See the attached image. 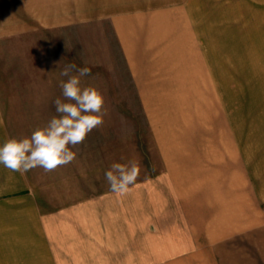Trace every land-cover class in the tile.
Here are the masks:
<instances>
[{
	"label": "rangeland",
	"instance_id": "374dc122",
	"mask_svg": "<svg viewBox=\"0 0 264 264\" xmlns=\"http://www.w3.org/2000/svg\"><path fill=\"white\" fill-rule=\"evenodd\" d=\"M204 3L215 11L213 0H0V117L11 138L57 115L53 101L63 100L60 73L69 64L90 68L82 86L105 99L104 124L73 149L72 163L27 172L66 264L165 262L202 240L196 218L185 216L188 164L206 161L203 148L218 145L217 117L264 112L252 105L253 91L220 82V66L247 60L227 56L251 48L245 39L236 47L206 41ZM202 117H216L206 122L211 139ZM129 160L141 174L117 196L104 173ZM193 252L195 264H213Z\"/></svg>",
	"mask_w": 264,
	"mask_h": 264
},
{
	"label": "crops",
	"instance_id": "0c3cea01",
	"mask_svg": "<svg viewBox=\"0 0 264 264\" xmlns=\"http://www.w3.org/2000/svg\"><path fill=\"white\" fill-rule=\"evenodd\" d=\"M213 2V13L211 4L203 5L206 41L212 35L214 41L233 42L236 47L245 39L251 48L226 55L247 60L241 66H220V82L234 90L253 91L257 101L252 105L264 107V0ZM238 116L217 117L218 145L203 148L206 161L193 158L188 164L185 216L196 218L202 240L187 245L191 252L186 250L181 258L175 254L153 264H195L196 250L213 257V264H264V112ZM211 118L216 117H202L203 136L209 139L206 122L210 127ZM9 138L0 117V145ZM33 199L28 173L0 164V264H66L54 251L50 226L44 225V213ZM176 211L172 217L180 216ZM171 245L175 248L177 243Z\"/></svg>",
	"mask_w": 264,
	"mask_h": 264
},
{
	"label": "clouds",
	"instance_id": "9594fccd",
	"mask_svg": "<svg viewBox=\"0 0 264 264\" xmlns=\"http://www.w3.org/2000/svg\"><path fill=\"white\" fill-rule=\"evenodd\" d=\"M77 74L73 75V70ZM67 80L60 81L61 98L53 103L57 115L46 126L35 129L30 136L9 138L0 145V164L13 172L27 173L36 168L45 172L72 163L77 156L73 151L82 144L89 133L104 124L105 99L92 86H82L81 78L90 76L88 67L67 65L60 73ZM141 174L138 160L126 163L113 162L105 171L104 178L109 190L123 196L130 190Z\"/></svg>",
	"mask_w": 264,
	"mask_h": 264
}]
</instances>
